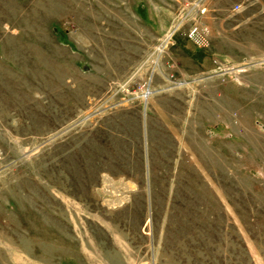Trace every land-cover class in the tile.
<instances>
[{"label": "rangeland", "instance_id": "374dc122", "mask_svg": "<svg viewBox=\"0 0 264 264\" xmlns=\"http://www.w3.org/2000/svg\"><path fill=\"white\" fill-rule=\"evenodd\" d=\"M0 264H264V0H0Z\"/></svg>", "mask_w": 264, "mask_h": 264}, {"label": "bare ground", "instance_id": "6f19581e", "mask_svg": "<svg viewBox=\"0 0 264 264\" xmlns=\"http://www.w3.org/2000/svg\"><path fill=\"white\" fill-rule=\"evenodd\" d=\"M170 36H171V35L166 36V38H165L166 41H168V40L170 39ZM150 94H151V92H147V93L145 94L144 98H145V99H148V97H149Z\"/></svg>", "mask_w": 264, "mask_h": 264}]
</instances>
